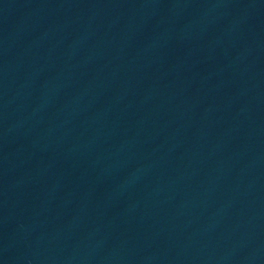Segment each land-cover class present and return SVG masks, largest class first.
Here are the masks:
<instances>
[{"label": "water", "instance_id": "water-1", "mask_svg": "<svg viewBox=\"0 0 264 264\" xmlns=\"http://www.w3.org/2000/svg\"><path fill=\"white\" fill-rule=\"evenodd\" d=\"M0 264H264V0H0Z\"/></svg>", "mask_w": 264, "mask_h": 264}]
</instances>
